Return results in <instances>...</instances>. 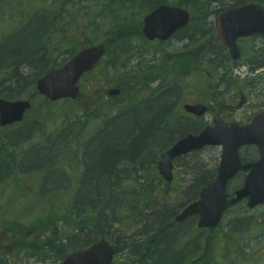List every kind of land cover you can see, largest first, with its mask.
<instances>
[{"label":"rangeland","instance_id":"rangeland-1","mask_svg":"<svg viewBox=\"0 0 264 264\" xmlns=\"http://www.w3.org/2000/svg\"><path fill=\"white\" fill-rule=\"evenodd\" d=\"M59 1L61 0H0L1 65L10 61L5 59L9 52L16 50L20 45L22 46L25 35L20 34L18 39L22 38L17 42L12 35L22 30L25 22L27 25L32 17L30 12L35 14L36 12L42 13V10L47 14L55 12L53 9ZM165 1L168 4L176 5L178 0ZM242 1L244 0H199L200 3L205 4V7H208L203 10L206 12L205 14L200 13L203 17L190 10L192 21L189 25L178 37L164 44L149 42L143 36V17L152 9L151 0H68L66 12L62 15L56 31L43 39L50 42L47 43L45 52L53 59H57L60 64L75 54L80 47L92 42H106L109 49L104 60L95 70L81 80V95L77 100L57 102L55 107H51L48 111H45L38 101L35 102L37 106L33 107L28 115L30 117L25 121L35 120L40 114H45L47 118L48 113L52 111L53 114H57L56 117L51 118V121L47 118L40 126L41 129L34 135L27 137L32 131V127H29L13 137L14 143L12 140L10 141L13 143L12 149L2 151L3 155L0 153V156L2 161H6L7 164L11 161L13 154L16 162H10V164H17L24 152L37 146L35 144L43 143L49 135L55 134L62 128L65 114L72 115L68 122L75 120L74 116L81 115L80 125L84 127L83 133L80 130L82 136L80 139L75 138L68 145V149L66 148L62 153L60 163H58L60 165L59 173L61 170L67 172L77 170L81 174L84 172L81 146L88 137L94 136L95 131L97 132L107 120L104 128L113 130L117 122L125 119L133 121L135 117L141 116L140 120H143L148 128L150 127V131L148 134L145 133V141L139 143L137 153L121 152L115 157L111 156L108 160L112 161L116 157L124 155L131 161L138 162L140 164L138 167L146 168L145 172L142 170L139 173L144 176L141 178L142 182L150 188L146 197L150 200L154 198L159 201L162 208L163 205L167 208H163L165 209L163 210L164 215L155 214L150 217V222H145L151 228L149 235L144 238V244L149 247L141 245L137 251H133L130 245L123 247L122 244L116 243L118 235H124V233L126 236L135 235L141 226L133 225V212L129 211L130 207L127 206L131 202L118 200L117 204L125 205V207L115 210L117 213L108 209L105 216L102 211L104 200H100L95 210L89 208L85 212L83 225L95 227L94 222L98 218L100 225L97 229L100 232L110 230L111 241L121 249L118 251L115 264L135 259L136 255L141 253H145L144 258H148L147 264H151L150 260H154L157 256L152 253L154 246L151 239L156 234L157 225L155 222L158 223L161 219L167 222V227L163 231L164 235L158 240L157 248L159 245L163 247L165 239L174 232L176 238L173 243L170 240L169 244H172L174 254L177 253L173 248L183 256V258L181 257L183 264H264V212L262 208L255 211L243 210L251 218L258 219L257 225H252L248 220V223L246 222L243 227H238V222H233V220L237 215H240L241 210L234 208L225 214L220 226L210 233L197 230V220L193 218L180 223L172 221L173 217L179 214L182 202H188V196L197 197L200 189L206 186V184L202 186L203 184L199 183L201 173L210 172L212 180L216 178L221 157L220 146H206L195 154H189L177 160L175 179L172 183L164 181L157 171V162L165 149L188 133L199 134L206 125L212 122L211 113L192 118L185 113L184 104L190 102L211 104L214 112L229 117V119H225L226 121L235 120L238 122L246 115H251L259 109V106L256 107L255 101L241 107V99L235 95V91L240 90V87L245 88L258 84L264 93V67L260 71L263 72L260 81H256L258 74L253 75L248 64H246L247 67L238 69L240 75L237 70L226 71L223 65L216 67V62L226 63L227 59L224 55L212 57L217 49V42L212 41L211 35L207 34L213 29L217 10L225 9ZM121 22L126 24L125 28L118 30ZM199 27L204 28L207 34L201 39H198L201 36ZM192 33L198 35L193 46L190 45L192 41L189 38L185 39ZM121 41H124L123 44H125L122 49L120 48ZM241 45L244 62L252 64L262 61V66H264V39L242 41ZM5 70L7 69L0 68V96L4 98L6 95L12 96L7 98L11 100L30 99L33 86L22 87V91L16 93L15 89L19 88L18 84L5 79ZM19 73L27 82L31 81L35 75L32 66L28 64L20 66ZM224 77L230 81L226 79L224 82ZM162 79L164 85H167V90H165V86L161 85ZM113 88L120 89V93L111 96L109 90ZM163 96L164 98H162ZM231 99L234 101L232 102L233 110L226 108V105L231 103ZM157 105L159 107L155 108ZM98 106L101 117L94 118L96 113H92V111L98 109ZM148 106L150 107L147 109L150 110L148 111L150 117L146 115L147 111H145ZM161 109H166L167 115L162 120L155 119L154 115ZM135 110H137L136 115L133 113ZM88 112L92 113L88 118L91 121L85 124V118L82 115ZM117 112H120L119 115L124 114L125 117L119 120L111 119L113 113ZM167 119L175 120L171 122L170 127L166 125ZM157 121L165 124V130L160 128L162 124L158 129L152 126ZM128 123L133 125L131 122ZM128 123L119 124L117 129L128 127ZM20 126V124H16L0 127V139L6 133L19 130ZM117 133L116 131L107 136L106 132H102L99 139L93 142L96 145L99 140L100 142L113 141L117 139ZM24 138L26 139L24 140ZM149 141L154 142L152 152L146 146L150 143ZM54 150V147L51 150L44 147L30 149L20 166V169L30 172H18L13 170L14 166L12 165L9 169L6 167L3 172H0V177L3 175L0 178V244L5 246L0 251V264H54L56 261H60L65 254L78 248L72 239L73 236L77 238L79 234L75 232L78 225L77 218L74 220L71 217V211L63 210L71 202L70 192H66V190L75 186L76 179L61 182L62 179L57 177L55 180H51V183L48 181L44 188L42 184L46 175L42 174L44 169L33 171L43 168L49 163L54 157ZM94 152L92 150L87 152L86 159L88 153L91 159L95 155ZM100 162L99 168H102V161L100 160ZM106 170H110V167L107 166ZM137 171L134 174L131 171L130 175L129 170L123 169L120 174L123 179L115 186L124 190L133 187L132 177L139 176ZM49 175L50 178L54 177V174L50 173ZM241 181V176L233 179L228 187L229 192L234 191ZM43 188L48 191H41ZM169 205L173 209H169ZM51 211H55V216ZM62 212L69 214L63 222H57L58 215ZM159 215H163L166 220L160 218ZM41 217L46 219L45 222L39 221ZM38 224L42 229H39ZM231 224L232 234L229 232ZM48 228H51L50 235L46 233ZM32 230L35 232L34 234H30ZM40 233L42 234L40 235ZM36 234L41 237L39 241H36L37 246L35 247L34 236ZM52 244L58 248L67 244L66 253L62 254L64 251L62 249L58 251V248L50 249V252L46 247L42 248ZM38 245L41 248L37 250ZM33 253H37V255H32ZM197 254L205 256L201 263L193 261Z\"/></svg>","mask_w":264,"mask_h":264},{"label":"trees","instance_id":"trees-1","mask_svg":"<svg viewBox=\"0 0 264 264\" xmlns=\"http://www.w3.org/2000/svg\"><path fill=\"white\" fill-rule=\"evenodd\" d=\"M68 0H61L57 3L55 12L47 14V12H44L42 10V13H39L37 16V19H31L27 25H23V29L14 33L12 37L16 38V41H19L18 39L19 35L21 34L24 36L25 40L22 41V46L18 47L16 50H13L9 52L6 56V60H10L7 64L1 65L0 68L2 67L5 70L4 75L6 74L5 79L8 80L9 82H16L18 84L19 88H16V93H18L20 90L24 87H29L33 86V90L29 98L32 101V108L27 112L26 117L22 123H20V128L19 130H15L13 132H9L4 134L1 139H0V153L3 155L2 151L4 150H11L14 141L12 140L13 137L17 136L19 133L22 131H25L27 128L32 127V131L28 134L27 137L34 135L37 133L41 128L40 126L43 125V122L46 121L48 118L51 121V118L56 117V113L53 114L52 112H49L47 115V118L45 114H40V116L32 121H25L27 120L26 118L30 117L29 112L33 109L34 106H37L35 102L38 101V104H41L42 108L45 111H48L51 107H55V103L48 101L46 98L40 96L35 88V81L37 80L38 77L43 75L50 67L54 66H59L60 62L57 61V59H53L50 57L49 54H47L46 51V43L44 42V38L47 37L50 33L53 34L56 30V28L59 25V22L61 20L62 15L66 12L65 8L68 4ZM165 0H151V5L152 8L157 6L159 3H165ZM246 2H257V3H263L264 0H244L242 2H238L237 4L241 3H246ZM176 5L180 6H185L189 8L190 10L194 11L197 13L199 16L203 17V15H200V13H206L203 10L208 9V7H205L204 3H200L199 0H178ZM124 23L119 24V29L118 30H123L125 28ZM200 30V39L203 38L204 36L211 35L212 31L206 34V30L202 27H199ZM196 34L192 33L190 35H187L188 38L195 39L194 36ZM124 41L120 42V48H124L125 44H123ZM30 65L32 66V70L35 71V75L31 81L28 80L25 81L19 73L20 66L23 67V65ZM27 80V79H26ZM23 87V88H22ZM22 88V89H21ZM6 98H11L12 96H5ZM164 98V96L162 97ZM62 102H73V101H68L64 100ZM160 105V104H159ZM158 105V106H159ZM166 109H161V111H157L159 113H156L154 115L155 119L162 120L164 117L167 115L168 112H166ZM92 113H96L94 118L101 117L100 114V109L98 106V109L92 111ZM92 113H83L82 117L85 118V124L89 123L91 121L88 120L89 115ZM135 115L137 114V110L133 112ZM120 112L113 113L111 116V119L113 120H119L122 117H125V115H119ZM140 115V113H139ZM146 115H148V112H146ZM72 115L65 114L63 116V122L64 124L62 125V128L56 132L55 134L53 133L52 135H49L50 139L47 140L44 139V142L41 144H35L37 146H34L30 149H34L37 147H44L48 149H52L53 147L55 148L54 150V157L47 163L43 168L36 169L33 171H39L41 169H44V172L42 174H46L44 177V180L42 182L43 187L46 188L45 184L49 181L51 183V180H55V178L59 177L62 179L61 182H66L68 179L70 180H75V186L73 188H70L69 190H66V192H70V197H71V202L70 205L67 207L63 208V210L70 212L71 211V217L75 220L77 218L78 225L75 228V232L79 233L77 238L72 237L74 239V243L82 248L84 246H88L91 243H93L95 240H97L101 236H109L110 237V230H105V231H99L97 227L100 225V220L97 218L95 220V227H89L86 225H83V217L85 212L90 208V209H96V206L99 205L100 200H104L103 203V213H106V210H112L113 213L115 210H119V208L125 207V205H118L117 201H125L127 203L131 202L130 205L128 204L127 208H129L131 212H133V217L136 222V225H141L138 228V233L140 234H147L149 230L151 229L148 227V225L145 224V222H150V217L155 215V214H163V208H167L165 205L164 207H161V204H159V201H156L154 198H149L146 197L147 191L150 189L146 184H144L141 180L142 176L139 175L142 170L145 172L144 167H138V162H133L131 161L127 156H118L114 160L109 161L108 158L115 157L117 154H121V152H133L137 153L136 150L139 148V143L144 140L145 133H149L150 127L148 128L145 125V122L143 120H140L141 116H138V118L135 117V119L132 121L125 119L120 122H117L113 130L110 129H105L104 125L108 122L105 121L104 124L98 129V131H95L94 136L88 137L87 141L81 146L82 147V162L84 163V172L80 174L79 171H70L67 172L66 170L58 172V169H60V163L61 160V155L63 152H65V149H68V145L72 143V141L75 138L80 139L82 134L80 133V130L83 133L84 127L80 125L81 118L79 116H74L75 120L72 122H68V120L71 118ZM147 117V118H148ZM145 118V119H147ZM93 119V118H92ZM144 119V118H143ZM164 121V120H163ZM166 125L167 127L171 126V122H174L175 120L173 119L172 121L170 119L166 120ZM128 122H131L133 125L129 124ZM121 123H128L129 126H124L121 129H117L118 125ZM162 124L161 121H158L152 126H155L156 129L160 127L159 125ZM103 128V129H102ZM162 130H165V124L163 123L160 127ZM101 129V130H100ZM105 129V130H104ZM116 129V130H115ZM169 129V128H168ZM117 133V139H114L113 141L110 140L109 142H100L95 145L93 141L99 139V135L102 132H106V135L114 134L115 132ZM75 136V137H73ZM151 136V135H149ZM148 136V137H149ZM26 137V138H27ZM83 137L84 134H83ZM24 138V140L26 139ZM152 139H155L153 136H151ZM12 140L13 143L10 141ZM42 141V138H41ZM154 141V140H153ZM149 141V144H146L148 150L152 152L154 142ZM93 145H95V148H93ZM73 146V144H72ZM58 147V148H57ZM29 149V150H30ZM28 150V151H29ZM90 150L95 151L94 156L89 157V153L87 155L86 159V153L89 152ZM24 152L22 154L21 160L17 162L15 165L14 163L10 162H16V158L13 157V154L11 155V161L6 164V161H2V157L0 156V172L4 171V169L7 167L9 169L10 165L14 166L13 170H16L18 172H30V171H24L20 169L21 164L23 163V159H25V156L27 152ZM149 152V151H148ZM197 152H194L192 154H195ZM190 154V155H192ZM196 156V155H194ZM100 160L102 161V168H99V164L101 163ZM64 163V161H62ZM100 162V163H99ZM14 164V165H13ZM140 165V164H139ZM109 166L110 170H106V167ZM126 169L129 170V174L131 175V171H133V174L135 171L138 172L139 176H133L132 179L134 180L133 182V187L130 189L124 190L121 187H116V183H120L122 181L120 174L122 173V170ZM15 171V172H16ZM54 174L53 178H50L49 174ZM210 172H203L199 176V183L204 186L207 184L209 181L213 179L212 174H209ZM213 173V172H212ZM3 177V175L1 176ZM0 177V178H1ZM144 177V176H143ZM137 182V183H136ZM41 191H46L47 189H44ZM48 191V190H47ZM146 191V193H145ZM152 191V190H150ZM150 195V194H149ZM128 197V198H127ZM189 197V200H194L195 197ZM154 200V201H152ZM185 203V202H184ZM183 205V204H182ZM62 209V206H61ZM169 209L171 208V205H169ZM168 209V210H169ZM50 211V209H48ZM54 216H55V211H51ZM69 214V213H68ZM68 214H64L63 212L58 215V220L57 222H63ZM148 214V215H146ZM171 214V213H170ZM164 215V214H163ZM160 216V218L165 219L164 217ZM106 216V214H105ZM135 216V218H134ZM50 217V215H49ZM170 218V217H169ZM45 218L41 217L39 221L45 222ZM56 220V218H55ZM166 220V219H165ZM51 221V220H50ZM129 221V220H127ZM162 219L157 223L158 229L160 230L167 222ZM134 224V225H135ZM39 229H41L40 224H38ZM51 229V228H48ZM126 236V235H125ZM172 236V238H171ZM176 238V234L172 232L169 234V236L165 239L166 242H164V246L154 248L152 251L153 255L157 256L154 258V260H150L151 264H183L182 258L183 256L179 255V252L173 248V250L177 253L174 254L172 251V244H169L170 240L173 243L174 239ZM58 240V239H56ZM128 240V239H127ZM198 243V241H196ZM78 243V244H77ZM66 245L63 244L61 247H55L59 251V249H62L64 252L62 254L66 253ZM141 245H145L144 241H142ZM140 245V246H141ZM161 249V251H160ZM145 253H141L140 256L145 260L146 264L148 261L144 258ZM182 257V258H181ZM144 264V263H143Z\"/></svg>","mask_w":264,"mask_h":264},{"label":"water","instance_id":"water-1","mask_svg":"<svg viewBox=\"0 0 264 264\" xmlns=\"http://www.w3.org/2000/svg\"><path fill=\"white\" fill-rule=\"evenodd\" d=\"M189 21L190 13L186 8L161 4L144 17L143 32L149 40H167ZM217 28L221 41L231 49L233 57H238V37L264 36V5L248 3L225 9L217 16ZM105 52L104 44L82 49L64 65L50 69L39 78V92L52 101L63 98L76 99L80 92L79 80L86 72L92 70ZM118 93L117 89L110 91L112 95ZM30 107L29 100L11 101L0 97V125L21 122ZM184 108L197 116L203 115L208 109L202 103L185 104ZM247 144H256L261 158L242 165L239 149ZM207 145L222 146L217 177L202 188L198 200L188 204L176 216V221L181 222L191 215H199L200 228L217 227L227 207L243 198L249 199V207L264 203V111L255 114L250 122L243 125L237 122L228 125L220 117H216L214 125H207L199 134H187L164 151L158 163L159 172L167 181H172L173 160ZM245 170L249 172L244 185L229 199L226 192L229 180ZM114 254L115 249L110 242L102 238L89 248L70 254L58 264H113Z\"/></svg>","mask_w":264,"mask_h":264},{"label":"flooded vegetation","instance_id":"flooded-vegetation-1","mask_svg":"<svg viewBox=\"0 0 264 264\" xmlns=\"http://www.w3.org/2000/svg\"><path fill=\"white\" fill-rule=\"evenodd\" d=\"M216 33H215V36H213V38L216 40V42L220 43ZM250 39L254 40V38H251V37L239 38L238 39V45H239V49H240L241 55L239 57H237V58H233V57H231L230 52L227 50V52L224 53V56L226 57L227 62L226 63H224L223 61L218 62V63L216 62L215 63L216 67H222V65H223L226 71L232 72L234 70H237V73L240 75V72H239L238 69H241V67H243L245 65V63H246V64H248L250 66L249 69L251 70V72H253V75L258 74V76L256 78V81L257 80L260 81L262 79V77H260V76L263 73V72H260L261 69L263 68L262 61H256V62H254L252 64H249L248 62H244L243 61V47L241 45V42L242 41H247V40H250ZM222 54L214 53L213 56L214 57L217 56V55L221 56ZM217 69H219V68H217ZM226 79L228 81H230L228 78L224 77V82L226 81ZM255 89L258 90V91H261V88H260V86L258 84H253V85H250V86L245 87V88L240 87V90L235 91V95H237V97L239 96L240 99H241V101H240L241 107L247 106L246 104H249L251 101H255L257 103L256 107L259 106V109L257 111L253 112L251 115H246L244 118H242L240 123L248 122L251 119V117L256 112L264 110V93H263V91L257 92ZM232 102H234L233 99H231V103H228V105H226V108H228L230 110H233L234 109V105L232 104ZM209 112L213 116L216 115L218 117H221V119H223V120L229 119V117L227 115H223V114H221L219 112H214L212 110L211 104L209 105ZM233 121H235V120H230V121L227 120L226 122L227 123H231ZM249 147H251V146H245V147H243L241 149V157H242L243 164L251 163V162L257 160L260 157L259 148L257 146L256 147L254 146L255 148H249ZM246 174H247V171H244V172H241V173H239L237 175V176H241V178H242L241 184L239 185L240 187L244 184V181H245V178H246ZM229 201H231V200H229ZM234 208H240V210H241L240 215H237L236 219L233 220V222H238V227H243L246 224V222L248 223V220H250L252 225H254V224L257 225L258 219L257 218H251L250 215L248 213H246V212H243V210H245V211H255L256 209L262 208V210L264 212V204L257 205V206H255L253 208H249L248 207L247 198L244 199V200H241L239 202H236L234 204L229 205V207H228V209L226 211V214L228 213V211L233 210ZM194 218L197 219V217H194ZM231 228H232V224H231V227H230V230H229L230 234H232V230H233ZM202 230L208 231L210 233V232H213L216 229H213V230L202 229ZM164 233H161L159 236H153V238L151 239V243H153L154 247H156L158 245V240L164 235ZM204 258H205L204 255L197 254L194 257L193 261H194V263H201ZM138 259L139 258H135V259L133 258L131 260V262L133 264H138Z\"/></svg>","mask_w":264,"mask_h":264},{"label":"bare ground","instance_id":"bare-ground-1","mask_svg":"<svg viewBox=\"0 0 264 264\" xmlns=\"http://www.w3.org/2000/svg\"><path fill=\"white\" fill-rule=\"evenodd\" d=\"M248 3H253V2H246V3H241V4H235V5H232L233 7H239V6H242V5H245V4H248ZM258 4H261L263 5V3H258ZM87 75H89L91 73V70L86 72ZM156 107H159L158 105L155 106ZM154 108V109H155ZM147 109H150V107L148 106L146 108L145 111H150V110H147ZM144 111V112H145ZM152 111V110H151ZM123 157V155H121ZM110 236H112L110 234ZM144 236L145 234H140V233H137L135 235H128V236H125V235H118L117 239H118V242L116 241V243L119 244H122V246L124 247L125 245H130L131 246V249L133 251H137L138 250V247H140L141 243H142V240L144 239ZM122 238V239H121ZM128 239V240H127ZM122 242V243H121ZM126 243V244H125Z\"/></svg>","mask_w":264,"mask_h":264}]
</instances>
